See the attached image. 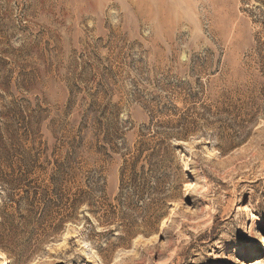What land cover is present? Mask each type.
<instances>
[{
  "label": "rangeland",
  "instance_id": "1",
  "mask_svg": "<svg viewBox=\"0 0 264 264\" xmlns=\"http://www.w3.org/2000/svg\"><path fill=\"white\" fill-rule=\"evenodd\" d=\"M0 114L4 264H264V0H0Z\"/></svg>",
  "mask_w": 264,
  "mask_h": 264
},
{
  "label": "bare ground",
  "instance_id": "2",
  "mask_svg": "<svg viewBox=\"0 0 264 264\" xmlns=\"http://www.w3.org/2000/svg\"><path fill=\"white\" fill-rule=\"evenodd\" d=\"M219 153L216 150L210 151L208 149H206L205 151L202 152V156L201 159L203 161V163L207 166V169L210 170L213 174L214 173H218L219 171H224L225 170V165L222 161V159L219 157ZM217 162V164H216ZM217 165V169H216V165ZM186 168V167H185ZM187 170V169H186ZM185 170V171H186ZM210 175V174H209ZM210 178H205L204 180L201 181V184H207L209 183ZM214 212L212 210V208H210L209 206H205L203 208V214L204 215H212ZM264 240V238L262 237V235L260 233H256L254 236V245H260ZM5 261V256L2 252H0V264H4ZM258 260L254 262H248V263H244V264H260V262H257ZM262 263V262H261Z\"/></svg>",
  "mask_w": 264,
  "mask_h": 264
},
{
  "label": "trees",
  "instance_id": "3",
  "mask_svg": "<svg viewBox=\"0 0 264 264\" xmlns=\"http://www.w3.org/2000/svg\"><path fill=\"white\" fill-rule=\"evenodd\" d=\"M3 115L0 114V117H2ZM60 169V167H58V170ZM0 182H3V181H0Z\"/></svg>",
  "mask_w": 264,
  "mask_h": 264
},
{
  "label": "snow or ice",
  "instance_id": "4",
  "mask_svg": "<svg viewBox=\"0 0 264 264\" xmlns=\"http://www.w3.org/2000/svg\"><path fill=\"white\" fill-rule=\"evenodd\" d=\"M155 239V238H154Z\"/></svg>",
  "mask_w": 264,
  "mask_h": 264
}]
</instances>
